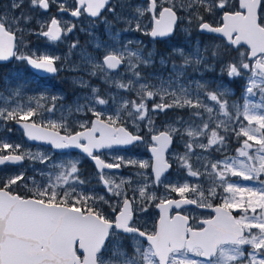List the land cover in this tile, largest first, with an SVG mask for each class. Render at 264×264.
Returning <instances> with one entry per match:
<instances>
[{"label":"snow or ice","instance_id":"6c2138e0","mask_svg":"<svg viewBox=\"0 0 264 264\" xmlns=\"http://www.w3.org/2000/svg\"><path fill=\"white\" fill-rule=\"evenodd\" d=\"M53 5L73 18L86 15L88 25L78 29L76 23L52 16L37 20L39 27L32 29L34 18L25 7L47 12ZM217 15L219 26L209 20ZM29 30L49 41H60L74 30H82L89 40L84 45L72 41L64 56L37 54L30 49L21 52L23 36ZM133 31L150 36L154 42L182 35L188 47L174 46L168 52L146 49L142 41L123 38ZM193 31L226 38L225 50L193 41ZM242 44L248 46L247 52L230 61L222 59L228 45ZM73 55L77 60L65 64ZM13 59L46 73L66 69L75 74L72 83L87 91L63 106L61 122L47 125L33 119L40 114L39 101L36 107L31 103L0 105V128L11 133L8 124L14 122L29 140L44 141L59 150H81L95 162L104 192L79 187L87 183L80 178L79 161L58 164L47 153L33 154L0 136V166L25 160L46 166L33 169L32 176L20 170L0 177V264H264V180L260 179L264 175V0H238V7L231 0H73L72 4L67 0H6L0 4V62ZM157 62L160 68L168 69L166 78L142 71ZM217 64L219 82L216 77L211 83L203 80V74L213 73ZM122 66L131 73L127 82L114 78ZM192 73H199L201 79L192 78ZM93 78L126 92L135 91L138 99L102 96L91 84ZM235 78L245 79L242 104L229 100V82ZM11 95L19 96L20 89L12 90ZM257 96V100L251 99ZM157 98L159 102L149 109L148 101ZM51 99L56 101L57 97ZM110 101L118 105L110 114L98 110L97 105L106 106ZM55 108L53 103L46 110L53 112ZM169 109H188V120L178 117L174 123L180 127L157 132L149 112ZM89 114L95 119L88 120ZM81 115L85 118L80 119ZM71 117L76 119L70 123ZM126 122L136 127L146 122L153 163L125 157L106 162L97 154L101 149L145 142L143 135L123 126ZM73 123L81 130L72 131ZM60 129H64L63 135ZM174 137H187L185 152L175 154L174 162L187 175L210 180L208 187L162 179L172 168L166 152ZM233 137L241 141L235 157L225 155L215 162H204L203 172L193 168L189 153L194 148L222 152ZM48 164L51 169H47ZM122 166L151 168V188L163 185L180 198L158 196L143 182L129 197L126 189L135 183L133 178L117 182L103 171ZM135 175L145 178L144 172ZM230 177L259 181L262 187L241 185ZM22 186L31 194H22ZM217 188L227 195L214 205L211 200L217 197ZM103 205L112 209L114 217L105 214ZM187 205L211 209L215 215L194 227L190 219L195 217L182 214ZM150 207L159 210L158 222L151 229L137 220ZM174 209L177 211L172 215ZM233 210L240 215H233Z\"/></svg>","mask_w":264,"mask_h":264},{"label":"flooded vegetation","instance_id":"af4514ba","mask_svg":"<svg viewBox=\"0 0 264 264\" xmlns=\"http://www.w3.org/2000/svg\"><path fill=\"white\" fill-rule=\"evenodd\" d=\"M4 3H6V0H0V4H4ZM67 3L72 4L73 0H67ZM231 3L235 4L238 7V0H231ZM36 10L37 9H35V10L29 9L27 6L24 9L25 12H28L34 18L32 21V24H31L32 29L39 27V25H37L36 21L38 20L39 14L43 15L42 13H37ZM44 14L49 15L48 20H50V18L52 16H56L57 18L62 19V20L65 18L66 21H70L71 23H76L78 29L85 28L88 25V20H89V18L86 15L77 19V18L71 17L68 14L60 13L58 11V5H53L50 8V10H48L47 12L44 11ZM209 20H210V22L214 23L216 26H219L221 24L220 16H218V15L214 16V17H209ZM143 22L145 24H148L149 20L144 19ZM100 33H101V35H103V29L102 28L100 29ZM123 38L124 39H132V40H136V41H142V45H141L142 47H145L146 49L155 48L160 52H168L174 46H184L186 48L188 47V45L185 43L184 37L182 35H177V36H173V37L157 38V40L154 42L150 36H146L143 33L133 31L130 33L123 34ZM75 40H79L80 44L84 45L89 40V37L85 31L74 30L72 33L68 34L67 37L62 38L60 41H49L42 36H37V35L32 34L31 31L29 30V31H26L24 36H23V45H25V47H22V45H21L20 51L21 52H27L30 49L32 52L39 54L38 52L40 51L39 50L40 48L47 47V48H51V49L57 51L58 53L66 54L68 52V45L72 41H75ZM192 40L193 41H199L201 43V45H207V46L214 45L216 47H219L222 51L225 50V46L227 45L226 38H223V37L216 35V34H209V33H203L202 34V33L196 32V31H193ZM89 49L91 50L90 45H89ZM247 51H248L247 45H243V44L241 46H230V45H228L227 49H226V54L223 56L222 59L224 61H230L234 58H238L240 52H247ZM76 58L77 57L75 55H73L69 58L68 61H65L64 63L67 64V63H70L71 61H75ZM17 64L18 65L21 64V70L20 71L19 70L17 71L15 69L16 66L13 67L12 61L8 62V63L0 64V81H2L4 79L1 76V74L3 72L2 70L4 69V66L5 65L8 66L5 69V71H7L8 74L5 75V79L3 81L4 85L5 84L7 85L8 82L12 83V80H13L12 79V72L15 71V72H19L18 74H20L22 76V78H25L24 83L26 84V92H29L32 89L30 87L35 86L36 82L38 84L43 83L46 86H51L54 89V91H56V92H66V93L68 92V94H67L68 97L65 99V101H62L61 99H58V100L56 99V101L49 100L51 103L56 104L55 111H53L52 113L57 117V122H61L62 116L65 115L64 111H60V112L57 111V106L58 107L60 106V105H58L59 102H62V104L65 102L69 105L73 102V100L75 99L74 97L78 92L80 93L83 91H87V90H84V89H81V88L75 86L72 83L73 76L75 74L66 70V69L58 71L57 73L41 76L39 73H37L33 68H31L25 62H17ZM142 71H144L145 73L157 72V73L162 74L165 78L168 75V69L160 68L158 62L155 65V67L143 69ZM117 73L118 74H114V78L117 80H123V82H127V79L131 77V73H126L123 66L117 70ZM213 77H216V80L218 83L219 77H220V65L219 64L216 65L213 73H204L203 74V80H206L209 83L212 82ZM192 78L201 79V75L199 73H192ZM48 79H50L51 81L50 82L47 81ZM224 80H225V82H228V78L226 76H224ZM229 83H230V88L232 90L230 93V96H229L230 103L233 101H238L242 104L243 103L244 87H245V79L235 78L233 81H231ZM91 84L93 86L99 88L100 94L102 96H105V97L108 96L109 92L124 91L122 89H117L114 86H110L109 84L102 82V80L99 78H93L91 80ZM6 87H4V90H6L8 92V89H6ZM192 87H195V85H192ZM54 91H52V92H54ZM128 94L132 97V99H135L137 97L135 95V91L128 92ZM251 98H253L254 100H257L258 96L257 97H251ZM154 102H159L158 98L155 101H148L149 109H151L152 104ZM111 103L112 102L110 101L109 105H106V106L97 105V108H98V110H101L104 112H105V109H109L112 112V108L110 109ZM208 103L211 104L212 102H208ZM115 107H118V105L116 104ZM110 113H108V114H110ZM48 115H51L50 112L45 110L42 112L41 121L39 122V121H37V119H36V121L43 124V125H47L49 122L47 120L43 119V117L48 116ZM149 115L154 120L155 130L157 132H159V131L167 130L172 126L180 127L181 126L180 124L174 123V122L177 120L178 117H183L184 120H188L189 110L188 109H169L163 113H151V112H149ZM214 115H215V113H214ZM84 118L85 117H83V115L80 116V119H84ZM86 118L88 120L95 119V117L91 116V114H89ZM207 118H208L207 114H205L204 119H207ZM75 119H76V117L69 118L70 123ZM199 119L200 118H197V123H199ZM145 123L146 122H141L139 124V127L134 126L131 122H126L123 125L129 131L133 132L134 134L139 133V134L143 135L145 137L144 143H137V144L131 145L128 148H117V149H111V150L102 149V150H99V152L97 154H99L101 156V158L104 159L106 162H115V158H113L110 155V153H113V152L120 153L122 157H123V155H128L129 157H133V159H134L136 156L140 157L142 147L146 144L147 149L144 148V151L141 154L142 157L145 158V159H143V161L148 160L149 164L153 163V157L150 154V150H149V148H150V137L148 134V130L145 127ZM8 127H10L12 129V132L11 133H5L3 131V129L0 128V136H7L11 141L12 140L17 141V142L19 141L20 143H22L23 146L29 147L31 149L32 148H42L46 152H50V156L52 157L53 161L56 158H61L64 156H71L72 158H75V161H79L78 167L80 170V178L87 181V183L85 185H80L79 187L87 189L88 191H95L98 193L104 192V188L98 179V169L95 165V162L93 160H91V158L87 157L86 154L82 153L81 150L75 149V148H70V149H66V150L60 152V151H56L53 148L42 145V144H30L26 140L24 132L22 130H20L14 124V122H9ZM185 127H186V125H185ZM80 130L81 129L78 127V124H75V123L72 124V131H80ZM60 132L63 135L64 129H60ZM13 137H14V139H13ZM186 139H187V137H185L184 139H180L179 137H174L173 143L166 153L167 159L169 160L170 163H172V168L167 173H165V176L162 177V179L166 183L180 184L183 182H188L190 185H201V182L203 180H205L203 176L200 178L191 177V176L187 175V173L184 169H181L174 162L176 160L175 153L182 154L185 152L184 143H185ZM33 162L34 161H32V160H25L24 163L21 165L8 164V165L0 166V177L7 176V175H9L10 172L17 171V169H18V171H20V169L26 170L27 175H29L31 173L29 166L31 164H33ZM41 165L46 167L44 164H41ZM51 168H52V165L48 164L47 169H51ZM193 168L195 169L196 166L193 165ZM103 171L108 177L116 179L117 182H119L120 179H122V178L127 179L129 177H132L133 180L135 181V183H133L130 187H128L126 189L127 195L129 197H132L134 195L133 189L136 188L141 182H143V183L148 184L150 186V189L155 191L158 196L166 197V198H172V199H179L180 198L176 193L166 191L165 188L163 187V185L157 186L155 188H151L152 177H153V173H152L151 168L140 170L136 167L122 166L120 169H104ZM138 171L144 172L145 178H142L140 176H136L135 173ZM260 178L264 180V175H262ZM20 191L22 194L29 193L27 191V189L23 188V186L21 187ZM135 195L138 196V193H135ZM221 202H222V198H220L218 195L216 198L211 200V203H213L214 205H218ZM115 203H116V200L113 199V204H115ZM103 208L105 210L106 215H108L110 218L114 217L115 214L112 212V209L108 205H103ZM176 211L177 210L174 209L171 214L174 215ZM182 214H189L190 216L195 217V219H190V224L194 227L199 226L200 220L205 219V218H210V217L215 215V213L211 209L196 208L194 205L183 206V213ZM233 215L239 216L240 213L237 210H233ZM158 219H159V210L156 209L155 207H150L147 214H142V215H139L137 217L139 224L142 227H147L149 229H151L153 227V225L158 222Z\"/></svg>","mask_w":264,"mask_h":264},{"label":"rangeland","instance_id":"374dc122","mask_svg":"<svg viewBox=\"0 0 264 264\" xmlns=\"http://www.w3.org/2000/svg\"><path fill=\"white\" fill-rule=\"evenodd\" d=\"M36 11H37V13H42L43 14V15H40V14L38 15L37 14L39 16L38 20H48L49 15L48 14H44V10L37 9ZM63 20H65V18ZM22 47H25V45H22ZM20 50H21V46H20ZM39 50H40L38 52L39 54L47 53V54H53V55H56V56H64L65 55L64 53H58L57 51H55V50H53L51 48H47V47L40 48ZM76 60H77V58H76ZM17 62H20V61H17L15 59L12 61L13 67L16 66L15 69L17 71L18 70L20 71L21 70V64L18 65ZM2 71H4V69ZM18 73L19 72H15V71L12 72V79H13L12 83L8 82L7 85L6 84L4 85L3 81H4L5 77H4V79L2 81H0V93L3 94V98H0V105L7 104L8 106L15 107L16 104L28 105L29 103H31L32 107H36L37 106V101H39V104L41 105V107L38 108V112L40 114L37 115L36 117H34L33 119H35V120L37 119V121L40 122L41 121L42 112L45 111L48 107H51L52 104H53V103H51L49 101V100H52L51 99L52 96H56L57 100L61 99L62 101H65V99L68 97L67 96L68 92L67 93L66 92H56V91H54V89L51 86H46L43 83L42 84H38L37 82H36L35 86H31L30 87L32 89L29 92H26V84L24 83L25 82V78H22V76L20 74H18ZM47 81L50 82L51 80L48 79ZM4 87H6V89H8V92L6 90H4ZM17 87L20 89V95L19 96L11 95L12 90L16 89ZM52 91H54V92H52ZM81 93L82 92H80V93L78 92L75 95V97L79 96ZM109 94L116 95L117 99H119V97H121V96L124 97L125 99H132V97L126 91L109 92L108 95ZM41 96H43L44 99H39ZM135 99H138V97H136ZM251 99H253V98H251ZM58 105H60V106L59 107L57 106V111L60 112V111H64V107L63 106H67L68 104L65 103V102L63 104H62V102H59ZM115 106H116V104L112 102L110 109L112 108V111H113L116 108ZM105 112L106 113H110L111 110L105 109ZM50 114L51 115L43 117V119L47 120L48 122H50V121L57 122V117L52 112H50ZM243 123L247 124L246 121H244ZM210 124H211V122H210ZM13 139H14V137H13ZM12 142L19 143V144L22 145V143H20L19 141L17 142V141L12 140ZM240 146H241V141H238L236 138L233 137V138L230 139V141L228 143V146H227V149L222 151V152H217L215 149L209 150L208 152H204L203 150H201L199 148H194V152L193 153H189V157H190V161L189 162L192 163V165H195L196 168H199L201 172H203L204 168L201 165L204 162H208V161L215 162V160H217V159H223V157L225 155L230 156V157H235L237 155L236 149L238 147H240ZM146 147H147V145L145 144L142 147V150H141V153H140V157L136 156L134 158V160L143 161V159H145L144 157H142L141 154L143 153L144 148L147 149ZM23 149L27 150V151H30L33 154L47 153L48 155H50V152H46L42 148H32L31 149L29 147L23 146ZM175 154H177V153H175ZM110 155L113 158H115V159L117 157H122L121 154L118 153V152L110 153ZM197 156L201 157L200 161L196 160ZM123 157L133 159V157H129L128 155H123ZM241 159H244V158H241ZM69 160H75V158H72L71 156H64V157H61V158H56L54 161L56 163H58V164H63L65 162L69 161ZM147 162H148V160H147ZM29 169H30L31 173L28 176H32L33 175V169L39 170V169H45V167L43 165H41V163L39 161H34L33 164H31L29 166ZM17 171H18V169H17ZM17 171H12V172H10V173L8 172V173H9V175H11V174H15V172H17ZM209 171H211V170L209 169ZM204 179H205V177H204ZM230 180L232 182H236V183L241 184V185H247V186H251V187H255V188L262 187V185L259 183V181H244V180H242L241 178H238V177H230ZM261 180H263V179H261ZM209 183H210V180L205 179V180H203L201 182V185L206 188V187H208ZM30 187H31V184H29V188ZM217 193H218V196L220 198H222V199H223V197L225 195H227V194L222 192V188H217Z\"/></svg>","mask_w":264,"mask_h":264},{"label":"water","instance_id":"95a60500","mask_svg":"<svg viewBox=\"0 0 264 264\" xmlns=\"http://www.w3.org/2000/svg\"><path fill=\"white\" fill-rule=\"evenodd\" d=\"M216 35H218V34H216ZM14 60V59H13ZM13 60H11V61H13ZM11 61H8V62H11ZM8 62H0V64H4V63H8ZM32 68V67H31ZM37 73H39L40 75H42V76H45V75H48V74H53V73H46V72H44V71H42V70H36V69H34ZM15 125H17V124H15ZM19 128H21L19 125H17ZM22 129V128H21ZM23 130V129H22ZM51 130V129H50ZM129 131V130H128ZM131 132V131H130ZM25 138L30 142V143H35V144H38V143H40V144H46V145H48V146H51L50 144H48V143H46V142H44V141H32V140H29L26 136H25ZM172 145V144H171ZM171 145H170V147H171ZM131 146V145H130ZM130 146H113L112 148H128V147H130ZM52 147V146H51ZM169 147V148H170ZM53 148V147H52ZM112 148H110V149H112ZM53 149H55V148H53ZM105 149H108V148H105ZM56 150H59V149H56ZM64 150V149H63ZM102 150V149H101ZM167 153V152H166ZM150 154H151V152H150ZM152 155V154H151ZM166 158H167V156H166ZM24 162V161H23ZM22 162V163H23ZM16 165H20V164H16Z\"/></svg>","mask_w":264,"mask_h":264},{"label":"trees","instance_id":"16d2710c","mask_svg":"<svg viewBox=\"0 0 264 264\" xmlns=\"http://www.w3.org/2000/svg\"><path fill=\"white\" fill-rule=\"evenodd\" d=\"M7 67H8L7 65L4 66V71H3L2 74H1V76H2L3 78L5 77L6 74H8L7 71H5V69H6Z\"/></svg>","mask_w":264,"mask_h":264}]
</instances>
